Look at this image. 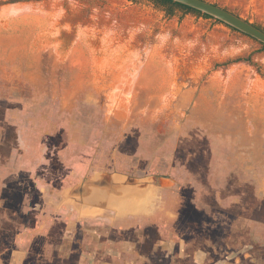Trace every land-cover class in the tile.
I'll return each mask as SVG.
<instances>
[{"label": "rangeland", "instance_id": "374dc122", "mask_svg": "<svg viewBox=\"0 0 264 264\" xmlns=\"http://www.w3.org/2000/svg\"><path fill=\"white\" fill-rule=\"evenodd\" d=\"M206 1L264 29V0ZM260 47L147 0H0V197L37 179L53 192L67 149L136 175L161 168L212 216L199 219L206 251L223 238V254L264 259Z\"/></svg>", "mask_w": 264, "mask_h": 264}, {"label": "flooded vegetation", "instance_id": "af4514ba", "mask_svg": "<svg viewBox=\"0 0 264 264\" xmlns=\"http://www.w3.org/2000/svg\"><path fill=\"white\" fill-rule=\"evenodd\" d=\"M72 151H65L68 160H62L60 176L52 180L53 192L48 189L42 193L35 184L37 179L28 182L26 189L9 186L5 192L8 196L0 197V264H79L80 253L68 255L60 247L69 242L85 244L90 254L86 264H264V259L253 258L246 251L241 257L233 252L223 254V238L221 244L210 243L212 249L206 251L200 242L209 237L211 228L199 222L206 212L187 195L197 189L161 168L142 175L167 176L172 182L157 186L156 199L146 214L116 217L110 211L63 204V190L95 173L142 177L114 164L90 162L91 158ZM9 191L14 192L13 197ZM5 202L13 204L5 207ZM8 209H12L10 214L4 211Z\"/></svg>", "mask_w": 264, "mask_h": 264}, {"label": "water", "instance_id": "95a60500", "mask_svg": "<svg viewBox=\"0 0 264 264\" xmlns=\"http://www.w3.org/2000/svg\"><path fill=\"white\" fill-rule=\"evenodd\" d=\"M208 15L264 45V32L240 16L206 0H170ZM167 176L135 177L108 172L95 173L65 189L62 203L110 211L116 216L146 213L156 199L157 186L172 184Z\"/></svg>", "mask_w": 264, "mask_h": 264}, {"label": "trees", "instance_id": "16d2710c", "mask_svg": "<svg viewBox=\"0 0 264 264\" xmlns=\"http://www.w3.org/2000/svg\"><path fill=\"white\" fill-rule=\"evenodd\" d=\"M147 1L151 2L156 7L160 8L165 13V15L167 17H169V18L175 16L177 13H180L181 14V17L182 16H185V15H193V16L202 17V18H205V19H213L210 16L205 15V14H202L201 12H199L197 10H194V9L189 8L187 6H184V5H181V4L172 2L170 0H147ZM215 21L218 22V23H221L220 21H217V20H215ZM221 24H223V23H221ZM223 25H225V24H223ZM253 25L256 28H258V29H260L261 31L264 32V29L263 28L259 27L258 25H255V24H253ZM225 26L227 28L231 29L232 31H236L235 29H233V28H231V27H229L227 25H225ZM236 32H238V31H236ZM259 44L261 46L260 47V51H264V45L261 44V43H259ZM240 61L250 62V56H248L245 59L238 58L236 60L228 61V62H226V63H224L222 65L223 66H227V65H230V64H233V63H237V62H240Z\"/></svg>", "mask_w": 264, "mask_h": 264}, {"label": "crops", "instance_id": "0c3cea01", "mask_svg": "<svg viewBox=\"0 0 264 264\" xmlns=\"http://www.w3.org/2000/svg\"><path fill=\"white\" fill-rule=\"evenodd\" d=\"M63 191H62V193H63ZM146 213H141V214H138V215H143V214H146ZM126 216H137V215H126ZM116 217H125V216H116ZM60 247H61V249L63 248L68 253V255H71L72 252L80 253L79 260H78L79 264H86L88 262V257H90L89 256L90 254L87 252L88 250H87V247L85 246V244L79 242L78 244H74L73 245L72 243L69 242V243L62 244ZM51 248L53 249V246H51ZM126 257L128 258L129 256L127 255Z\"/></svg>", "mask_w": 264, "mask_h": 264}]
</instances>
